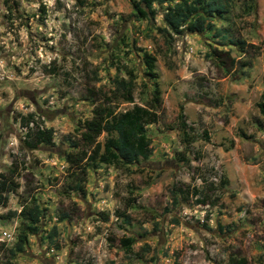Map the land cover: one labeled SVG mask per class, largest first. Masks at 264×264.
<instances>
[{"label":"rangeland","instance_id":"1","mask_svg":"<svg viewBox=\"0 0 264 264\" xmlns=\"http://www.w3.org/2000/svg\"><path fill=\"white\" fill-rule=\"evenodd\" d=\"M132 1L0 0V172L14 163L19 184L0 205V264H264V0H221L212 30L180 35L160 33L155 4L136 18ZM142 51L155 57L162 108L145 125L151 154L73 175L63 153L91 92L130 70L132 103L149 99ZM28 113L51 145L22 147ZM32 198L43 215L15 251L19 218L4 215Z\"/></svg>","mask_w":264,"mask_h":264},{"label":"trees","instance_id":"2","mask_svg":"<svg viewBox=\"0 0 264 264\" xmlns=\"http://www.w3.org/2000/svg\"><path fill=\"white\" fill-rule=\"evenodd\" d=\"M155 4L161 13L164 27L158 28L160 33L180 35L188 33L202 34L212 30V19L219 17L224 7L221 0H137L132 1L135 17L138 19H151L157 12L152 7ZM216 32H219L216 30ZM218 36L224 35L218 33ZM232 44H241L235 41ZM139 51V49H137ZM142 73L151 81L149 99L142 105L133 102L132 93L136 87L135 75L126 71V77H114L113 88L109 92H91L97 94L96 101H92L90 116L84 118L75 129L77 141H69V151L63 153L67 167L72 173H85L87 167H94L98 163L125 165L136 162L139 158L146 160L151 154L150 140L146 135L145 125L157 121L162 112L160 93L157 86V74L154 70L155 57L149 52L142 51ZM119 103H132L125 110H117ZM260 114L264 115V103L256 105ZM182 143L188 145L191 138L187 136L186 123L183 119L182 107H178L176 114ZM19 124L24 128L21 145L26 150H34L39 146L52 144L51 128L43 127L40 122L28 113L19 116ZM102 140H98L100 134ZM18 172L16 165L11 163L5 171L0 172V205H4L6 194L15 191L19 184L16 181ZM219 184L224 185L226 179L219 176ZM211 184V183H209ZM74 189L81 191V183H75ZM175 196V194H174ZM43 215V209L32 198L28 203H22L18 212L8 211L4 218L17 216L19 218L18 233L15 241V251L21 250L26 243L27 236L38 229V222ZM2 217V216H1ZM130 237L120 239V245L126 252L131 249ZM13 254V251H11ZM241 259L239 264H243ZM176 264V263H175Z\"/></svg>","mask_w":264,"mask_h":264}]
</instances>
